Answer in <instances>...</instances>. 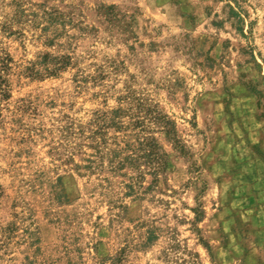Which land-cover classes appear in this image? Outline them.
Instances as JSON below:
<instances>
[{
  "label": "rangeland",
  "instance_id": "1",
  "mask_svg": "<svg viewBox=\"0 0 264 264\" xmlns=\"http://www.w3.org/2000/svg\"><path fill=\"white\" fill-rule=\"evenodd\" d=\"M0 264H264V0H0Z\"/></svg>",
  "mask_w": 264,
  "mask_h": 264
},
{
  "label": "trees",
  "instance_id": "2",
  "mask_svg": "<svg viewBox=\"0 0 264 264\" xmlns=\"http://www.w3.org/2000/svg\"><path fill=\"white\" fill-rule=\"evenodd\" d=\"M230 7V16L235 18L237 20L238 24H241L243 22L242 17L240 16V14H238L234 8L232 6ZM242 29H239V31L242 34ZM5 61L8 62V59L6 58ZM57 69V68H56ZM60 69V68H58ZM148 116H149V120L152 121L153 124H163V128H165V134L166 135H172L173 137H171L173 140L175 139V133H174V128H173V123L171 121H169L167 119V117L161 115L157 109H148ZM173 132V133H172ZM149 148H148V157L150 159L149 162H152V167L151 170L153 171L154 174H158V172H160L159 170H162L163 167L161 168L162 165H166L165 160L162 161V157L161 155L165 156V153L161 154V151L158 150V147L155 146L154 140H149ZM131 160V157H127V160ZM123 166V165H120Z\"/></svg>",
  "mask_w": 264,
  "mask_h": 264
}]
</instances>
